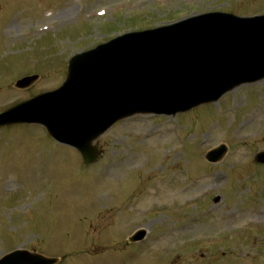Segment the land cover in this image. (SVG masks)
I'll return each mask as SVG.
<instances>
[{"label": "rangeland", "instance_id": "1", "mask_svg": "<svg viewBox=\"0 0 264 264\" xmlns=\"http://www.w3.org/2000/svg\"><path fill=\"white\" fill-rule=\"evenodd\" d=\"M124 1L0 0V112L58 88L68 57L98 42L199 13L264 14V0H128L135 9L85 14ZM31 74L34 86H14ZM96 144L102 154L85 166L41 126L0 128V257L22 248L58 264H264V79L184 114L129 117ZM220 145L226 155L209 162ZM139 228L147 238L127 243Z\"/></svg>", "mask_w": 264, "mask_h": 264}, {"label": "water", "instance_id": "2", "mask_svg": "<svg viewBox=\"0 0 264 264\" xmlns=\"http://www.w3.org/2000/svg\"><path fill=\"white\" fill-rule=\"evenodd\" d=\"M39 76L17 87L31 86ZM264 78V16L216 13L172 26L129 34L72 59L65 85L0 114V126L41 123L58 140L77 147L85 164L92 142L116 121L136 113L184 112L218 100L235 87ZM226 148L208 154L220 160ZM264 162V152L256 156ZM138 231L132 242L143 240ZM18 250L0 264H56Z\"/></svg>", "mask_w": 264, "mask_h": 264}, {"label": "bare ground", "instance_id": "3", "mask_svg": "<svg viewBox=\"0 0 264 264\" xmlns=\"http://www.w3.org/2000/svg\"><path fill=\"white\" fill-rule=\"evenodd\" d=\"M62 18H59V20H61ZM12 28V25L10 26V29ZM139 158V155H134V156H132V158L131 159H138ZM131 159H129V160H127V161H130ZM190 190H192V189H190Z\"/></svg>", "mask_w": 264, "mask_h": 264}]
</instances>
